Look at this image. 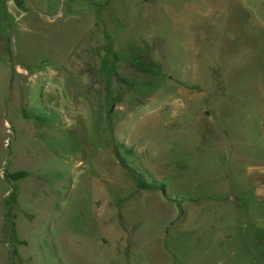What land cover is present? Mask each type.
Wrapping results in <instances>:
<instances>
[{
	"label": "rangeland",
	"instance_id": "rangeland-1",
	"mask_svg": "<svg viewBox=\"0 0 264 264\" xmlns=\"http://www.w3.org/2000/svg\"><path fill=\"white\" fill-rule=\"evenodd\" d=\"M263 162L264 0H0V264H252Z\"/></svg>",
	"mask_w": 264,
	"mask_h": 264
},
{
	"label": "crops",
	"instance_id": "crops-1",
	"mask_svg": "<svg viewBox=\"0 0 264 264\" xmlns=\"http://www.w3.org/2000/svg\"><path fill=\"white\" fill-rule=\"evenodd\" d=\"M243 177L245 190L236 199L247 210L238 223V244L252 264H264V162L246 169Z\"/></svg>",
	"mask_w": 264,
	"mask_h": 264
}]
</instances>
